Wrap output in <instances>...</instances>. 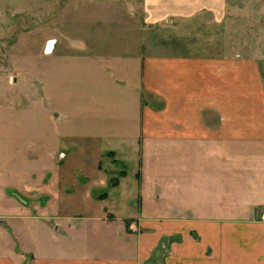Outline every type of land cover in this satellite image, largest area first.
<instances>
[{"label":"crops","instance_id":"1","mask_svg":"<svg viewBox=\"0 0 264 264\" xmlns=\"http://www.w3.org/2000/svg\"><path fill=\"white\" fill-rule=\"evenodd\" d=\"M160 3L96 0V32L71 7L48 38L35 99L54 107L53 142L38 136L47 163L0 157V264H264L259 21L234 29L229 0Z\"/></svg>","mask_w":264,"mask_h":264},{"label":"rangeland","instance_id":"2","mask_svg":"<svg viewBox=\"0 0 264 264\" xmlns=\"http://www.w3.org/2000/svg\"><path fill=\"white\" fill-rule=\"evenodd\" d=\"M140 1L132 0L133 6L140 7ZM161 1L149 0L148 9L162 11ZM71 7L75 8L72 10L73 17L83 24H89L83 29L94 27L90 30L96 32V0H0V157L7 154L11 159L17 160L20 156L24 158L22 162L30 165H35L36 161L40 160L43 163L48 162L44 160V155L39 153L38 141L40 133H45L43 142L45 140L48 147L52 145L53 133L49 119L53 115L49 111L51 107L52 109L54 107L45 100L38 103L37 95L40 93L41 98L44 99L43 91L39 89L42 87L41 85H47L48 55L52 53L55 43L54 38H48L53 36L58 38L62 34H67L65 33L64 19L66 15H69ZM103 8L105 7L100 6L99 9ZM118 9L120 11L128 10L124 5L119 6ZM75 11L77 12L75 13ZM149 19L152 20V18ZM229 19L230 23H234L235 28L233 24H230V27L234 29H237L236 24L240 28L241 21L245 24H251L252 19L255 22L259 21L255 29L260 34L261 42L258 45L264 51V0H229ZM172 31L174 30L172 29ZM68 33L72 34L74 39H78L81 35L80 26L74 27V30L68 31ZM172 33L169 32L166 35ZM48 41H53L50 52L45 50ZM170 48L168 47V50H178L176 47ZM262 67L264 74V65ZM35 94L37 95L35 96ZM93 108L90 107V110ZM80 111L81 109L79 110L78 107H73L75 115H79ZM7 126L9 127L6 128ZM5 130L20 131V139L10 136L7 138V142L10 141L7 145L6 137L4 134L2 136ZM17 140L19 142L15 143L16 145L11 151L4 152L6 148L7 151L9 150L12 141L16 142ZM79 156L76 154L71 156L70 163H75ZM101 160L108 175L109 184L107 183V185H110L111 176L118 175L120 168L116 164H110L107 157L103 156ZM112 171L113 175H111ZM120 204L117 203L118 211ZM126 204L127 212L134 213L137 202L130 203V206L129 203ZM143 206L146 213L156 214V202H144ZM259 220L264 221L261 220L260 215Z\"/></svg>","mask_w":264,"mask_h":264},{"label":"trees","instance_id":"3","mask_svg":"<svg viewBox=\"0 0 264 264\" xmlns=\"http://www.w3.org/2000/svg\"><path fill=\"white\" fill-rule=\"evenodd\" d=\"M108 154H110V156L112 155V153H108ZM112 161H115V160L112 159ZM123 174H124V171L122 170V171H119L118 175L113 176V177L111 178V180H110V185H111V186H115V185L117 184V182H118V178H119V176H121V175H123Z\"/></svg>","mask_w":264,"mask_h":264},{"label":"built area","instance_id":"4","mask_svg":"<svg viewBox=\"0 0 264 264\" xmlns=\"http://www.w3.org/2000/svg\"><path fill=\"white\" fill-rule=\"evenodd\" d=\"M53 41H48L47 45H46V52H50L51 51V48H52V44ZM260 218L261 220H264V210L261 211V214H260Z\"/></svg>","mask_w":264,"mask_h":264}]
</instances>
